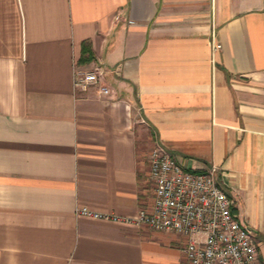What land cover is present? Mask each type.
<instances>
[{
    "label": "crops",
    "instance_id": "1",
    "mask_svg": "<svg viewBox=\"0 0 264 264\" xmlns=\"http://www.w3.org/2000/svg\"><path fill=\"white\" fill-rule=\"evenodd\" d=\"M155 145L215 167L264 264V0H0V264H185L181 234L74 213L146 207Z\"/></svg>",
    "mask_w": 264,
    "mask_h": 264
},
{
    "label": "built area",
    "instance_id": "2",
    "mask_svg": "<svg viewBox=\"0 0 264 264\" xmlns=\"http://www.w3.org/2000/svg\"><path fill=\"white\" fill-rule=\"evenodd\" d=\"M220 43L212 41V51ZM73 86L84 91L95 86L108 93L93 69H75ZM213 165L205 169L187 168L166 149L155 145L149 152L146 182L152 200L134 215L77 205L76 215L111 222L147 225L156 230L173 231L185 236L181 248L185 264H255L257 242L251 228L232 211V197L214 177Z\"/></svg>",
    "mask_w": 264,
    "mask_h": 264
},
{
    "label": "rangeland",
    "instance_id": "3",
    "mask_svg": "<svg viewBox=\"0 0 264 264\" xmlns=\"http://www.w3.org/2000/svg\"><path fill=\"white\" fill-rule=\"evenodd\" d=\"M150 147H151L150 144H147V145H146V150H147V152L149 151ZM146 185H147V188H149V190H151V186L149 185L148 182H146Z\"/></svg>",
    "mask_w": 264,
    "mask_h": 264
}]
</instances>
